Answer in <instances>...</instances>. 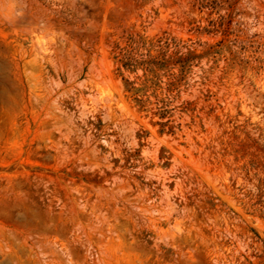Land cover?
<instances>
[{
    "label": "rangeland",
    "instance_id": "obj_1",
    "mask_svg": "<svg viewBox=\"0 0 264 264\" xmlns=\"http://www.w3.org/2000/svg\"><path fill=\"white\" fill-rule=\"evenodd\" d=\"M0 264H264V0H0Z\"/></svg>",
    "mask_w": 264,
    "mask_h": 264
},
{
    "label": "trees",
    "instance_id": "obj_2",
    "mask_svg": "<svg viewBox=\"0 0 264 264\" xmlns=\"http://www.w3.org/2000/svg\"><path fill=\"white\" fill-rule=\"evenodd\" d=\"M172 60H166L165 55H162L160 57H156L149 60H142L141 62H138L132 58H126V61L123 63L124 68L130 70L133 66L141 65L146 66L147 70L150 72H153L154 68H159L160 70L165 68Z\"/></svg>",
    "mask_w": 264,
    "mask_h": 264
}]
</instances>
